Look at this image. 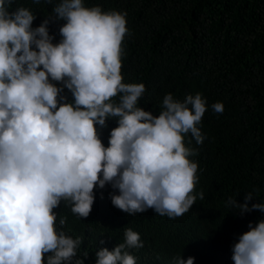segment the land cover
I'll return each mask as SVG.
<instances>
[{"label":"clouds","instance_id":"obj_1","mask_svg":"<svg viewBox=\"0 0 264 264\" xmlns=\"http://www.w3.org/2000/svg\"><path fill=\"white\" fill-rule=\"evenodd\" d=\"M12 3L0 0V264H84L77 259L82 237L58 228L54 209L64 201L87 218L97 186L118 190L111 202L129 215L153 209L176 218L188 212L197 199L191 142L204 140L202 94L181 102L168 93L159 115L137 106L146 86L123 82L126 13L60 0L53 12L66 22L54 43L51 17L33 28L36 15L23 6L11 10ZM65 88L74 102L60 95ZM211 107L224 110L222 102ZM109 118L118 126L106 147L100 129ZM253 197L248 192L243 204L230 198L227 205L264 212V203H249ZM249 229L233 246L234 264H264V219ZM143 246L140 233L128 228L123 243L96 252V264H136L129 249ZM194 260L177 256L172 264Z\"/></svg>","mask_w":264,"mask_h":264},{"label":"trees","instance_id":"obj_2","mask_svg":"<svg viewBox=\"0 0 264 264\" xmlns=\"http://www.w3.org/2000/svg\"><path fill=\"white\" fill-rule=\"evenodd\" d=\"M60 0H13L11 10L27 7L35 15L33 28L51 17L54 43L66 22L55 18ZM86 7L126 13L128 33L123 40L122 75L125 83H144L138 107L159 115L166 94L183 101L201 93L207 110L199 125L204 140L191 146L197 154V199L182 216H161L153 209L129 215L114 207L111 185L95 188L87 218L74 215L61 201L54 211L57 227L73 238L82 237L77 259L96 264V252L113 250L125 240L128 228L140 233L144 246L129 249L136 264H172L174 257H195L194 264H234L232 249L240 235L264 219V212H240L230 198L264 203V0H83ZM59 86V82H56ZM68 102V89L60 94ZM119 102V96L114 98ZM222 102L216 113L212 105ZM100 129L107 147L116 118ZM191 136L185 137L187 142ZM203 191L204 199H199ZM66 217L65 225L58 220ZM88 253L87 257L84 256ZM46 259V257H45ZM75 264V261L72 262Z\"/></svg>","mask_w":264,"mask_h":264}]
</instances>
